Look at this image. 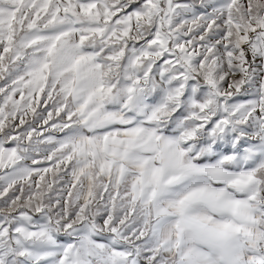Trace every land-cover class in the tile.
<instances>
[{
	"label": "snow or ice",
	"instance_id": "obj_1",
	"mask_svg": "<svg viewBox=\"0 0 264 264\" xmlns=\"http://www.w3.org/2000/svg\"><path fill=\"white\" fill-rule=\"evenodd\" d=\"M0 264H264V0H0Z\"/></svg>",
	"mask_w": 264,
	"mask_h": 264
},
{
	"label": "rangeland",
	"instance_id": "obj_2",
	"mask_svg": "<svg viewBox=\"0 0 264 264\" xmlns=\"http://www.w3.org/2000/svg\"><path fill=\"white\" fill-rule=\"evenodd\" d=\"M0 83H2V82H0Z\"/></svg>",
	"mask_w": 264,
	"mask_h": 264
}]
</instances>
